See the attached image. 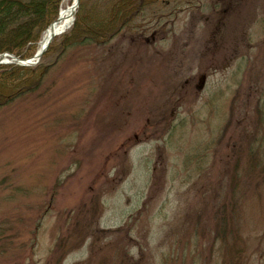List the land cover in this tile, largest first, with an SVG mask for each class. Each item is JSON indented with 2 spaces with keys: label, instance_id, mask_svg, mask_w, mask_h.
Segmentation results:
<instances>
[{
  "label": "rangeland",
  "instance_id": "obj_1",
  "mask_svg": "<svg viewBox=\"0 0 264 264\" xmlns=\"http://www.w3.org/2000/svg\"><path fill=\"white\" fill-rule=\"evenodd\" d=\"M159 1L0 107V264H264V0Z\"/></svg>",
  "mask_w": 264,
  "mask_h": 264
},
{
  "label": "trees",
  "instance_id": "obj_2",
  "mask_svg": "<svg viewBox=\"0 0 264 264\" xmlns=\"http://www.w3.org/2000/svg\"><path fill=\"white\" fill-rule=\"evenodd\" d=\"M61 0H0V53L9 52L19 58L31 56L44 29L56 17ZM78 0L74 17L59 42L55 36L39 61L31 66L0 64V107L36 89L53 63L52 54L59 56L74 43L105 44L122 29L129 27L148 6L159 0Z\"/></svg>",
  "mask_w": 264,
  "mask_h": 264
},
{
  "label": "water",
  "instance_id": "obj_3",
  "mask_svg": "<svg viewBox=\"0 0 264 264\" xmlns=\"http://www.w3.org/2000/svg\"><path fill=\"white\" fill-rule=\"evenodd\" d=\"M78 4V0H72L71 4H70V13H69V18H70V24L72 22L73 19V15L74 12L76 10ZM58 20V15L57 17L52 20L48 26L44 29V31H46V29H50L49 35L47 37V39L41 43V39L38 41V47L36 49V51L29 57L26 58H19L9 52H1L0 53V64H8V63H12V64H16V65H21V66H30V65H34L35 63H37L41 57V55L43 54V52L46 50L48 44L50 43V41L52 40V38L59 34L60 32H62L64 29H61L58 32H54L52 25L55 23V21ZM69 26V25H68Z\"/></svg>",
  "mask_w": 264,
  "mask_h": 264
},
{
  "label": "bare ground",
  "instance_id": "obj_4",
  "mask_svg": "<svg viewBox=\"0 0 264 264\" xmlns=\"http://www.w3.org/2000/svg\"><path fill=\"white\" fill-rule=\"evenodd\" d=\"M69 13H70V7L66 9L61 8L59 10L58 20L55 21V23L52 25L54 32H58L61 29H65L66 27H68V25H70ZM49 32H50V29H46V31H44L43 36L41 38L42 40L41 43L47 39Z\"/></svg>",
  "mask_w": 264,
  "mask_h": 264
}]
</instances>
